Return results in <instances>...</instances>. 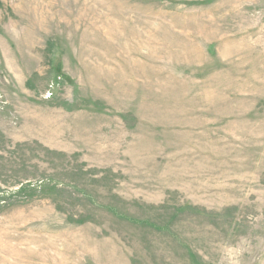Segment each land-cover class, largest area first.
Masks as SVG:
<instances>
[{
  "label": "rangeland",
  "instance_id": "374dc122",
  "mask_svg": "<svg viewBox=\"0 0 264 264\" xmlns=\"http://www.w3.org/2000/svg\"><path fill=\"white\" fill-rule=\"evenodd\" d=\"M0 264H264V0H0Z\"/></svg>",
  "mask_w": 264,
  "mask_h": 264
}]
</instances>
